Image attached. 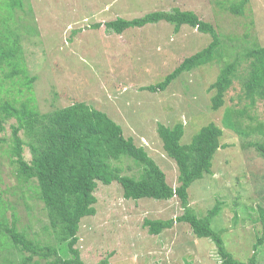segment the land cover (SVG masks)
<instances>
[{
    "label": "rangeland",
    "instance_id": "rangeland-1",
    "mask_svg": "<svg viewBox=\"0 0 264 264\" xmlns=\"http://www.w3.org/2000/svg\"><path fill=\"white\" fill-rule=\"evenodd\" d=\"M239 1L24 0V11L14 12L10 21V29H19L21 73L7 79L9 68L0 66V99L13 98L17 103L30 99L40 114L77 102L105 112L125 138L146 151L172 188L178 186L177 167L162 149L158 125L182 124L181 143L187 144L202 127L213 123L223 132L219 144L224 148L217 151L211 174L187 190L188 204L200 218L220 204L212 227L225 230L224 244L235 259L245 262L252 255L256 236L261 235V224L255 220L257 208L264 209V157L249 143L262 138L240 137L223 128L222 118L228 108L244 109L241 128L250 123L246 116L254 118V125L264 124V100L258 99L250 107L243 99L240 81L234 80L223 106L214 111L211 98L215 91L209 89L225 64L244 53V45L264 47V0H248L244 14L236 16L229 9ZM175 8L193 12L213 25L224 45L219 49L222 57L183 73L165 91L150 93L145 88L163 81L186 57L207 47L211 38L189 26L175 33L173 25L164 21L121 35L105 29L104 24ZM4 13L1 9L0 17ZM96 24L98 29L93 28ZM11 123L5 125L3 134L9 135ZM5 151L6 145L0 143L2 198L24 200L18 208V226L28 224L33 236L47 224L46 210L30 184L22 192L15 189V166ZM23 158L30 159L25 147ZM120 167L124 176L140 173L129 159H122ZM13 192L17 194L13 196ZM94 196L96 213L80 222L75 246L84 264H219L209 240L196 239L188 225L175 221L183 213L176 197L125 200L117 183L98 184ZM145 220L174 222L154 236L143 226ZM39 238L45 240L42 235ZM256 263L264 264V242L257 248Z\"/></svg>",
    "mask_w": 264,
    "mask_h": 264
},
{
    "label": "trees",
    "instance_id": "trees-1",
    "mask_svg": "<svg viewBox=\"0 0 264 264\" xmlns=\"http://www.w3.org/2000/svg\"><path fill=\"white\" fill-rule=\"evenodd\" d=\"M247 2L240 0L229 11L242 16ZM1 9H5V13L0 17V66L9 68L7 79H11L21 73L22 67L19 29H10V21L14 12L24 11V0H0ZM162 21L173 25L175 33L182 26H189L200 34L208 35L211 42L204 49L186 57L163 81L145 88L150 93H161L183 73L221 58L219 49L224 46L211 23L200 20L193 12L177 8L169 12L148 13L133 20L118 18L104 25L105 29L121 35L128 29L143 28ZM99 27V24L93 26L94 29ZM242 50L244 53L226 63L209 87L215 91L211 98L214 111L223 106L224 95L234 80L240 81L243 99L248 101L250 107H254L258 99L264 100V47L247 48L244 45ZM239 57L242 58L240 61ZM243 62L245 68L241 69ZM32 81L28 80L29 83ZM245 114L244 109H226L222 126L243 138L260 136L261 141L249 145L264 157V124L254 125V118L246 116L250 123L241 128V116ZM11 120L13 123L8 126L10 133L5 135V125ZM157 133L164 153L177 167L176 188L167 184L164 173L153 159L143 148L135 146L131 138H125L121 127L105 112L77 102L40 114L31 105L30 99L18 103L13 98L0 99V135L3 134L0 143L6 145L7 151L4 153L15 166V189L22 192L30 184L28 187L35 191V197L44 205L47 216V224L32 236L28 224L23 228L18 226V208L24 200L20 201L17 196L15 201L4 200V191H0V264H84L75 247L79 240L80 222L96 213L94 192L98 184L109 186L112 183L120 186L125 200L167 201L176 197L183 213L175 221L188 225L196 239L209 240L215 247L219 264H257L256 251L264 242L263 208H257L258 218L255 219L261 224V235L256 236L251 257L241 262L224 244L222 234L225 230L217 231L212 227L214 218L221 211L220 204L214 205L201 218L188 204L187 190L193 183L211 174L215 155L224 148L219 144L222 130L209 123L187 144L181 143L184 134L182 124H175L171 128L159 124ZM24 147L30 154L28 161L23 158ZM122 159L133 161L140 168L139 175H121ZM16 194L13 192L12 195ZM235 221L234 216L233 223ZM173 222L145 220L143 226L148 228L150 235L157 236L170 229ZM41 235L45 240H40Z\"/></svg>",
    "mask_w": 264,
    "mask_h": 264
}]
</instances>
